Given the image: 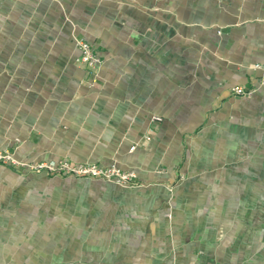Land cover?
<instances>
[{"label": "crops", "instance_id": "obj_1", "mask_svg": "<svg viewBox=\"0 0 264 264\" xmlns=\"http://www.w3.org/2000/svg\"><path fill=\"white\" fill-rule=\"evenodd\" d=\"M261 81L264 0H0V149L137 175L0 164V264H264Z\"/></svg>", "mask_w": 264, "mask_h": 264}, {"label": "built area", "instance_id": "obj_2", "mask_svg": "<svg viewBox=\"0 0 264 264\" xmlns=\"http://www.w3.org/2000/svg\"><path fill=\"white\" fill-rule=\"evenodd\" d=\"M76 47L80 52V61L91 69L95 70L102 63L100 56L86 40L78 38ZM256 67L261 68L262 66L257 65ZM260 84H264V81H261ZM231 92L236 96H251L254 90L238 85L233 87ZM153 120L161 122L162 118L154 116ZM147 140H150V138H147ZM0 164L35 174L46 173L53 176L100 179L113 182L121 187H130L136 183L137 179L134 171H125L115 165L105 168L96 164L74 163L68 160L25 162L18 160L10 149H0Z\"/></svg>", "mask_w": 264, "mask_h": 264}]
</instances>
